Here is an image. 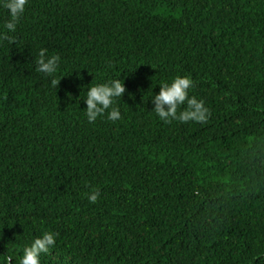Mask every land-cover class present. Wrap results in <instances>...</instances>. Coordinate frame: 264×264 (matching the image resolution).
<instances>
[{
  "label": "trees",
  "instance_id": "16d2710c",
  "mask_svg": "<svg viewBox=\"0 0 264 264\" xmlns=\"http://www.w3.org/2000/svg\"><path fill=\"white\" fill-rule=\"evenodd\" d=\"M11 35L0 255L48 230L41 264H264V0H27ZM40 48L60 57L57 87L35 70ZM176 75L204 122L151 111ZM113 78L120 119L89 123L88 85Z\"/></svg>",
  "mask_w": 264,
  "mask_h": 264
},
{
  "label": "clouds",
  "instance_id": "9594fccd",
  "mask_svg": "<svg viewBox=\"0 0 264 264\" xmlns=\"http://www.w3.org/2000/svg\"><path fill=\"white\" fill-rule=\"evenodd\" d=\"M27 0H0V9L7 10V19L0 24V41L9 44L16 42L11 35L17 29L18 22L25 12ZM46 48H40L34 58L35 70L50 78V85L57 87L59 80L56 73L59 67L60 57L57 54H47ZM192 80L187 75H176L169 81L159 84V91L150 98L151 111L164 123L179 121L181 123L193 121L204 122L209 114V109L202 99L191 96L188 93ZM125 93V86L121 79L113 78L104 82H96L88 85L83 99L86 108L84 115L89 123L102 118L108 121H117L121 117L116 100ZM178 112L177 109L182 106ZM98 191H91L87 199L95 203ZM57 233L44 230L41 234L32 237L26 244L18 258L11 255H0L3 264H41V254L48 253L55 245Z\"/></svg>",
  "mask_w": 264,
  "mask_h": 264
}]
</instances>
